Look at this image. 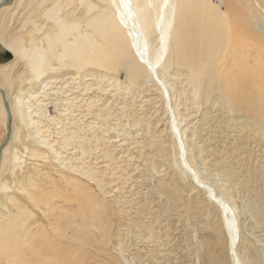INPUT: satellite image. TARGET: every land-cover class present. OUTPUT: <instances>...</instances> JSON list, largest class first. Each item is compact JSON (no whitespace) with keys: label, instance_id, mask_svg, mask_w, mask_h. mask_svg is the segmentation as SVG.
I'll return each instance as SVG.
<instances>
[{"label":"rangeland","instance_id":"obj_1","mask_svg":"<svg viewBox=\"0 0 264 264\" xmlns=\"http://www.w3.org/2000/svg\"><path fill=\"white\" fill-rule=\"evenodd\" d=\"M42 1L17 0L0 16V68L9 72L6 81L0 76V88L10 90L11 103L19 96L46 92L41 98L46 112L39 123L26 130L19 120L12 126L20 129L19 141L12 143L0 168V228L10 231L9 226L21 220L20 232L37 236L25 233L28 242L20 240V255L28 248L24 259L0 254V264H18V259L19 264H37L41 257L50 258L53 250L37 240L43 232V238L51 234L52 243L58 234V253L65 248L76 251L75 264H234L219 207L179 167L171 116L146 69H136L138 79L130 84L122 67L102 70L104 78L92 72L93 78L55 66L46 72V82H38L32 80L26 61L8 48L15 42L28 46L30 24L25 23L34 7L35 19L45 25L41 34L53 24L40 15L57 0L37 6ZM205 1L218 13L227 12L224 0ZM69 4H62V15L72 19L78 5ZM195 57L188 66L166 64L161 75L182 123L188 161L201 181L236 209L241 235L236 251L242 263L264 264V117L236 102L221 82L211 79L214 75L196 79ZM66 98H78L68 115ZM53 119L62 120V128ZM3 123L0 114V149L12 131L7 136ZM44 141L49 146L40 144ZM12 149L18 151L13 165ZM32 247L49 254H36ZM69 251H64L68 257Z\"/></svg>","mask_w":264,"mask_h":264},{"label":"bare ground","instance_id":"obj_2","mask_svg":"<svg viewBox=\"0 0 264 264\" xmlns=\"http://www.w3.org/2000/svg\"><path fill=\"white\" fill-rule=\"evenodd\" d=\"M3 1L6 0H0V4ZM16 1L13 0V3L1 7L0 16L4 10L13 7ZM262 1L264 0H224L227 12L220 14L211 8L212 6L210 7L206 4L205 0H57L54 5L46 8L43 15H40L53 23L49 28L47 27L48 29L43 34L41 33L45 29V25L39 22L40 19L38 21L35 19L38 11L34 7V10L29 11V16L25 23V25L30 24L27 37L29 39L28 46H23L22 42L8 44V48L11 51L15 52L16 55H20L26 61L25 64L32 80L38 82L40 80L45 81L43 78L46 72L48 70L52 71L55 66L60 70L63 68L77 69L82 75L85 72L90 75L92 72H99L100 78H104L102 70L111 71L113 68L119 70L122 67L127 69L126 71L129 73L128 81L130 84H133L138 79L137 75H135L137 71L134 73L136 69L139 72L141 67L143 70L146 69L145 72L158 85L171 116L170 130L178 147L179 167L189 174L196 186L206 191L208 198L219 207L224 227L228 234L229 252L234 264H243L236 251L241 236L236 216L237 211L229 201L219 197L212 186L201 181L197 172L188 161V151L181 128L182 123L178 120V115H176L170 101L171 97L167 81L161 75H163L162 71L165 70L164 67H168L166 64L170 66L171 64H186L188 66L190 57L196 56L195 59L198 66L196 72H193L196 79H199L202 75L205 77L206 75H209V77L214 75L215 77L211 79L221 82L236 102L245 103L244 105H248L252 109L256 108L264 117V58L262 56L264 55V14L260 13L261 8L264 10ZM64 2L66 4H71L72 2L78 5L77 10L71 16L72 19H68L67 14L62 15V4ZM44 3L45 0L36 5L41 7L44 6ZM29 5L34 6L32 3ZM188 56H190L189 59ZM192 65L196 66L195 63ZM0 76L6 81L9 77L7 67L0 68ZM91 76L94 78V75ZM0 90L5 92L7 103V108H5L3 97L0 93V114L4 117V133L6 132L8 136V132L12 130L9 135L10 138L3 143L0 149L1 168L8 161L7 155L10 147L14 148L12 143L19 141L18 130L20 129L13 130L12 126L19 120L25 130L35 127V124L39 123V119L46 112L41 99L45 97L46 92L33 93L27 99L19 96L11 103L10 90L8 88H0ZM70 90L72 91L74 88ZM66 99H69L70 105L65 110L68 115L73 109L71 105L74 106L75 100L78 98ZM32 101H35L36 106L32 104ZM8 114L10 116L9 131L6 128ZM52 122L55 126L62 128V120L55 122V119H53ZM30 135V133H27V140ZM40 144L46 147L49 146L46 141ZM17 152L16 149L10 151L9 161L12 165L18 161ZM62 161L64 160L62 159ZM4 185L3 188L6 186ZM0 189H2V186ZM76 191L78 190L76 189ZM96 201L93 200L94 205H96ZM87 202L91 203L90 198L87 199ZM25 215L23 216L26 218ZM97 216L94 219L92 218L93 225L98 218ZM20 221L13 222L9 226L10 231H3L0 228V254L3 256L11 255L10 259H13L12 255L22 259L26 255V249H24L25 253L21 250L25 255L22 257L21 255L23 254L21 253L20 255L19 248L22 247L20 240L31 233L20 232ZM35 226L37 227L36 224ZM71 226L74 225L72 224ZM61 229L65 232L63 227H56V230ZM43 233L39 235L37 240L41 244L44 243L43 245L47 246V250L52 249L54 255L50 254L52 256L50 258L47 256L48 258L44 259V261L43 257H41L42 260L38 263L36 259L39 255L36 256L35 262L37 264H67L77 260V257L75 259L72 258L76 251L72 250L73 253H71V250L70 252L65 248V250H61L58 253L56 244L58 234H56L55 243H52L53 240L51 242V239H49L51 234L49 233V237L43 238ZM58 233L60 235L63 232L58 231ZM31 235L34 236V234ZM27 236L25 239L28 242ZM26 240L22 242L25 243ZM60 240L58 238V241ZM68 240L70 241L71 239ZM34 243L31 242V244ZM60 244L65 247V245L58 242V245ZM36 245L33 246L35 247ZM69 245L66 247H70ZM39 248H34L35 253L42 256L47 250L44 249L45 251L43 252L42 249V251L38 252ZM31 250L29 252H32ZM66 250L67 252L69 251L70 257L65 254L66 252L64 253ZM46 255L44 258H46ZM31 256L33 257V255ZM17 258L15 257L14 260ZM67 258L70 260L67 261ZM33 260L34 258L31 259V261ZM10 261L12 262V260ZM75 261H73V264H75ZM24 262L26 263V261Z\"/></svg>","mask_w":264,"mask_h":264},{"label":"water","instance_id":"obj_3","mask_svg":"<svg viewBox=\"0 0 264 264\" xmlns=\"http://www.w3.org/2000/svg\"><path fill=\"white\" fill-rule=\"evenodd\" d=\"M13 3V0H6V1H3L1 4H0V8L3 7V6H6V5H9ZM0 93L2 94V99H3V104H4V107L7 108V103H6V98H5V92L3 90H0ZM9 127H10V116L8 114V123L6 125V128L7 130L9 131Z\"/></svg>","mask_w":264,"mask_h":264}]
</instances>
